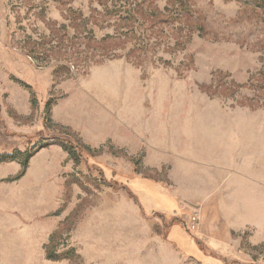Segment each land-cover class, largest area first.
Segmentation results:
<instances>
[{"label": "rangeland", "instance_id": "1", "mask_svg": "<svg viewBox=\"0 0 264 264\" xmlns=\"http://www.w3.org/2000/svg\"><path fill=\"white\" fill-rule=\"evenodd\" d=\"M255 2L0 0V264H264Z\"/></svg>", "mask_w": 264, "mask_h": 264}, {"label": "trees", "instance_id": "2", "mask_svg": "<svg viewBox=\"0 0 264 264\" xmlns=\"http://www.w3.org/2000/svg\"><path fill=\"white\" fill-rule=\"evenodd\" d=\"M257 1L256 0V4H257ZM75 142V141H74ZM80 146V144L77 145V143H75L74 145L72 144L71 141H69L68 143H65V142H61V148L66 151L69 156L73 159V161H75L76 163H79L80 162V159H81V153L83 152V150H86L85 147H83L82 145L79 147V149H77V147ZM29 155L26 156V158L24 159V162L22 163V172L20 173V175L23 174V172H25V169L27 167V162H28V159H29ZM7 158V157H5ZM71 253V252H70ZM69 253V254H70ZM47 256L48 258H52V259H55L53 256L51 257V255H49V253H47ZM66 256L61 254L60 256H58L57 258L58 259H61V258H65ZM68 258V257H67Z\"/></svg>", "mask_w": 264, "mask_h": 264}]
</instances>
